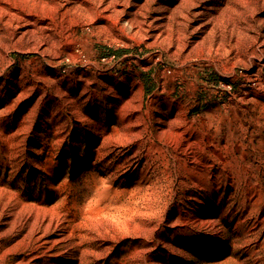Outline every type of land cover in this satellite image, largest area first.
Returning <instances> with one entry per match:
<instances>
[{
  "label": "rangeland",
  "instance_id": "374dc122",
  "mask_svg": "<svg viewBox=\"0 0 264 264\" xmlns=\"http://www.w3.org/2000/svg\"><path fill=\"white\" fill-rule=\"evenodd\" d=\"M0 264H264V0H0Z\"/></svg>",
  "mask_w": 264,
  "mask_h": 264
},
{
  "label": "bare ground",
  "instance_id": "6f19581e",
  "mask_svg": "<svg viewBox=\"0 0 264 264\" xmlns=\"http://www.w3.org/2000/svg\"><path fill=\"white\" fill-rule=\"evenodd\" d=\"M195 5V4H194ZM192 8V7H191ZM190 12V11H189ZM196 15V14H195ZM258 36V35H257ZM259 39V38H258ZM254 52V51H253Z\"/></svg>",
  "mask_w": 264,
  "mask_h": 264
},
{
  "label": "built area",
  "instance_id": "2783aa9c",
  "mask_svg": "<svg viewBox=\"0 0 264 264\" xmlns=\"http://www.w3.org/2000/svg\"><path fill=\"white\" fill-rule=\"evenodd\" d=\"M228 85H230L229 83H228ZM231 86V85H230Z\"/></svg>",
  "mask_w": 264,
  "mask_h": 264
}]
</instances>
